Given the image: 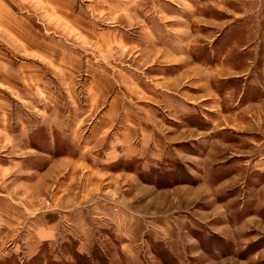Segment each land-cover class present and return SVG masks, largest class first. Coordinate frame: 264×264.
I'll use <instances>...</instances> for the list:
<instances>
[{
  "label": "rangeland",
  "instance_id": "1",
  "mask_svg": "<svg viewBox=\"0 0 264 264\" xmlns=\"http://www.w3.org/2000/svg\"><path fill=\"white\" fill-rule=\"evenodd\" d=\"M6 1L0 117L24 130L17 144L0 142V264H264V0L201 6L209 21L199 24L191 4L153 0L136 8L132 31L129 17L107 22L85 0ZM144 14L167 34L153 43L182 56L161 62L168 75L154 88L94 85L101 69L127 63L113 33H140ZM189 45L210 52L200 58L213 68L193 62ZM53 63L66 66L55 75ZM163 93L162 112L151 103ZM112 100L131 103V118L121 111L111 128L101 115ZM48 226L57 240L36 243L34 228Z\"/></svg>",
  "mask_w": 264,
  "mask_h": 264
},
{
  "label": "crops",
  "instance_id": "2",
  "mask_svg": "<svg viewBox=\"0 0 264 264\" xmlns=\"http://www.w3.org/2000/svg\"><path fill=\"white\" fill-rule=\"evenodd\" d=\"M85 1H86V3H88V4H86L88 6H91V4H93L92 6H94L96 8V9H94L95 12L97 10V12L100 14V15H98L96 13L97 17L101 18L102 20L106 19L107 22H115L116 18H117V20H119L121 16L129 17L131 19V22L129 23L130 28H128L127 30L132 31L131 29L135 28V22H136L135 18L137 19L136 8L138 6H141V5L151 7L153 0H151L150 3H149V0H95L97 3H95L94 0H89L91 2H88L87 0H85ZM217 1L220 3L221 2L225 3L227 0H191V1H189V0H177L176 4H177V7H182V8L185 7V5L191 4L192 9H190L189 11L191 12L193 10V12H195V13L198 12V14H194L193 12H191V15H193L192 19H193V21L196 22V24H199L201 21H206L207 19L200 17L198 8L201 6H204V5H208V7H211ZM1 2H2L3 6H5L7 3L6 0H1ZM36 2L38 4H42L41 0H35V3ZM228 2L230 3V1H228ZM145 3H149V4L146 5ZM154 4H155V2H154ZM96 6H98V7H96ZM100 6L102 7L101 9L99 8ZM5 13H6V11H5ZM156 16L161 18L160 16H162V14L158 13V15H156ZM148 17H149V14H146V15L144 14V21H143V23L141 22L142 25L140 28L142 31H140V33H135V34L129 33L128 35H126V34H122L123 32H121L119 29H117L116 32L113 33L114 38L119 40L118 45H117V49H118V51L121 52L122 55L127 56V58H126L127 63L126 64H124V63L120 64V62L115 63V61H114L112 63L113 65L112 64H111V66L108 65L109 71H104V69H101L100 70L101 74H99L100 78L97 77L95 80H93L94 85L113 86V87L115 85H118V86L122 85L125 87H129L131 85L138 86V85L142 84L144 86L146 84V86L154 88L155 83H153V79H155V76L160 77V76H165V74L168 75V72H167L168 69L165 70L164 67L162 66L161 62L177 61L175 59H172V57H169V54L174 55V56H182V54L184 52H182V48H180V46H176L177 48L172 47L171 49H169L167 44L166 45L163 43H160L158 45L154 44L153 41H155V40H163L164 42L165 41L167 42V34L165 36L163 34L164 31L163 32L158 31V28L156 26H154L155 30L152 31L150 29V27H151L150 25H152L151 20H150V17H149V19H148ZM207 21H209V19ZM122 28H124V27H122ZM136 28H138V27H136ZM193 32H194L193 35L195 38L200 37L199 31H197L195 29V31H193ZM153 38H155V39L153 40ZM151 44H153V45H151ZM198 47L199 46L192 47V45H189L187 47L186 51L189 54L190 59L198 65L207 66L208 69L213 68L214 63H212V62L202 63L201 62L200 54L205 53V54L209 55L208 56L209 58H213V56L210 54V52H208L206 50H202V51L199 50ZM113 49H115V48H113ZM27 51L34 53L33 49H30ZM142 54H144V55L146 54L148 56L145 58L144 66H146V68H147L145 71L150 69L144 73L140 72L141 69L139 66V55H142ZM132 56H133V60H131ZM137 56H138V59H137ZM182 58L179 57L176 59H182ZM191 60L188 62L186 61V64H188V66H187L185 71L188 74L189 73L195 74L197 72V70L200 69V67L193 64ZM5 63H7V59H6ZM137 63H138V65H137ZM62 64L63 63L58 65L56 63H53V66L49 65L48 66L49 71L52 70L53 73L55 74V71L57 70V65H58V67H61ZM63 65L66 66V63H64ZM158 66H159V68H158ZM55 67H56V70H55ZM182 70H183V68L180 71H182ZM151 71H154V72L151 73ZM98 72H99V70H97V73ZM162 72H163V74H162ZM152 74H154V75H152ZM177 82L180 83V81L177 78H175V84ZM38 93L39 92L37 90V92H35V94L38 95ZM100 95H101V93L96 92L95 96L98 98V97H100ZM152 95L154 97L156 95V93L152 94ZM163 95H166V94L163 93L160 95L158 94V96H156V98L159 101V104H155V103L150 102L152 104L153 109L154 108L156 109L157 106L159 107V110H161L162 112L165 111L166 109H169L170 103H169L168 99L166 98V96H163ZM113 101L114 100H112V102L109 104V108L107 110V112H109L110 109H112V113H105V111H104L103 112L104 114L101 115L102 118H105V120L108 123L111 122L110 123L111 128L116 126L115 117H117L121 113V111H123L125 113L123 116L127 115L126 116L127 118H131V103H126L125 105L118 103L116 106L115 104L117 101H114V102ZM170 109H171V111L172 110L176 111V108H174V107H172ZM133 111H134V114H136V110L133 109ZM126 113H128V114H126ZM123 116H122V120L124 118ZM193 117H195V116H193V115H191V116L187 115L186 116L187 123L190 126H192L190 128L191 130H194V128H199L198 127L199 122H197L198 118L196 117L194 120ZM13 118L16 119L14 116L11 115V113L9 116L6 113H3V117L2 118L0 117V138H4L3 141H1V139H0L1 144L2 143L4 144L5 141H6L5 145L10 144V143H12V141L14 139L16 140L15 144H17L19 142L18 140L20 138H17V136L20 133V131L23 132L24 129L21 130L22 127L20 125H18L17 122H13ZM134 118H136V115L134 116ZM193 121H195V122H193ZM23 125H24V123H23ZM131 125H133V127H135L134 124H131V121H129L128 123L125 124L127 131L123 132V136L129 135V137H131ZM23 127H25V129L27 130L25 125ZM32 131H34V128H32L31 132ZM154 134H155V131L152 129H150L149 131L146 132V135L144 137H145L146 143L148 145L154 144V141H155V139L153 138ZM129 140H131V139H129ZM130 145H131V142H130L129 146L126 147L127 150H129V151H131ZM165 146H166V142L164 140L163 141L161 140V141H158V143L154 145V147H155L154 149H155V151L156 150L161 151V150L165 149ZM33 148L37 149L36 147H33ZM105 163H106V159H105ZM34 229L35 230H33V231L38 233L39 237H41L36 243L53 242L54 240H57V233H56L57 229L55 228V226H48L46 228H34ZM131 263L136 264L137 258L134 261H130V264Z\"/></svg>",
  "mask_w": 264,
  "mask_h": 264
}]
</instances>
